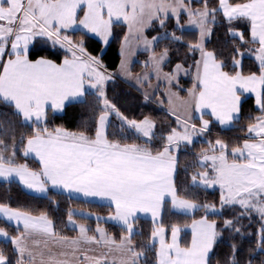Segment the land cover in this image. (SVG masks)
Segmentation results:
<instances>
[{"label":"snow or ice","instance_id":"6c2138e0","mask_svg":"<svg viewBox=\"0 0 264 264\" xmlns=\"http://www.w3.org/2000/svg\"><path fill=\"white\" fill-rule=\"evenodd\" d=\"M0 182V264H264V0H0Z\"/></svg>","mask_w":264,"mask_h":264},{"label":"trees","instance_id":"16d2710c","mask_svg":"<svg viewBox=\"0 0 264 264\" xmlns=\"http://www.w3.org/2000/svg\"><path fill=\"white\" fill-rule=\"evenodd\" d=\"M143 59V57H141ZM253 104V101L249 100L248 105L245 106V110L247 111L248 108H250ZM72 111H69V114L67 117H65L62 121L58 120L57 123H65L69 127H73L74 123L71 121V116H72ZM233 135L241 134V133H232ZM8 191V188L6 185L3 184V182H0V198H3ZM10 195L13 198V202H16L17 200L21 203L27 204L29 207L33 209H42L47 206V201L39 198H32L28 195H25L23 192L20 191L19 188H17L16 185L11 186V193ZM57 200L59 201L60 204V214H63L67 208V206L71 205L73 208H80V207H86L87 210L100 214V215H106L108 211L107 205H102L98 203H93L91 205H84L83 200H72L69 201L66 196L64 197H57ZM90 226L95 225L94 220H89L88 221ZM150 222L147 220H142L141 221V226L145 229L149 227ZM0 226H5L2 220H0ZM106 227H109L110 231H118V229L114 228L111 224L106 225ZM58 228L61 230L65 231L69 235H75L74 232H72L70 229L65 228L63 224L58 225Z\"/></svg>","mask_w":264,"mask_h":264},{"label":"crops","instance_id":"0c3cea01","mask_svg":"<svg viewBox=\"0 0 264 264\" xmlns=\"http://www.w3.org/2000/svg\"><path fill=\"white\" fill-rule=\"evenodd\" d=\"M95 203L102 204V205H106L105 202H101V201H97V202H95ZM0 220H2V218H0Z\"/></svg>","mask_w":264,"mask_h":264}]
</instances>
